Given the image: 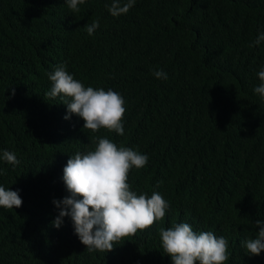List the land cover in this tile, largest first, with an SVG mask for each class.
<instances>
[{
	"label": "trees",
	"instance_id": "obj_1",
	"mask_svg": "<svg viewBox=\"0 0 264 264\" xmlns=\"http://www.w3.org/2000/svg\"><path fill=\"white\" fill-rule=\"evenodd\" d=\"M111 0H0V186L18 190L19 208L0 206V264H172L160 228L189 223L228 241L224 264H264L245 253L264 221V99L254 93L264 67V0H136L113 17ZM99 21L92 35L85 25ZM63 65L85 87L125 100L124 134L83 129L51 89ZM162 69L167 79L153 72ZM15 89V94L12 90ZM96 137L146 154L128 173L137 195L169 203L162 220L87 250L70 217L57 228L53 201L69 195L63 169ZM199 264V262H197Z\"/></svg>",
	"mask_w": 264,
	"mask_h": 264
},
{
	"label": "clouds",
	"instance_id": "obj_2",
	"mask_svg": "<svg viewBox=\"0 0 264 264\" xmlns=\"http://www.w3.org/2000/svg\"><path fill=\"white\" fill-rule=\"evenodd\" d=\"M136 0H111L105 7L113 17L127 14ZM73 12H79V5L85 0H66ZM87 33L92 35L99 27V21L85 25ZM264 41V32L260 33L254 45ZM157 79L166 80L167 73L155 70ZM260 84L253 89L264 99V67L257 73ZM51 89L45 95L60 98L67 107L69 115L75 114L84 121L83 129L97 132L101 128L124 134L123 119L125 100L121 94L109 88L94 89L85 87L82 82L73 78L63 65L55 67L48 74ZM15 94V89L12 90ZM94 150L86 153L77 152L70 156L64 169L63 181L69 195L53 203L61 208L53 221L59 228L63 217L71 218L74 232L80 241L87 246L89 252H108L114 243L135 235L138 230H145L156 221L165 217L169 203L158 192L150 197L137 195L130 190L129 171L135 167L140 169L148 163L149 157L132 148L117 147L106 137H96ZM0 159L17 165L20 161L16 155L3 150ZM3 170L0 169V175ZM0 206L6 209L19 208L22 199L18 190L5 189L0 186ZM259 231L255 239L242 241L245 253L258 256L264 250V221L256 220ZM163 254L171 257L172 264H224L229 259L228 241L217 237L211 231L196 232L189 223H177L173 227L159 229Z\"/></svg>",
	"mask_w": 264,
	"mask_h": 264
}]
</instances>
